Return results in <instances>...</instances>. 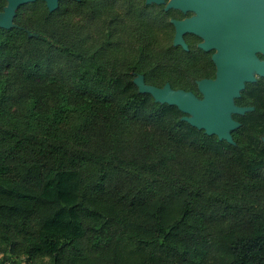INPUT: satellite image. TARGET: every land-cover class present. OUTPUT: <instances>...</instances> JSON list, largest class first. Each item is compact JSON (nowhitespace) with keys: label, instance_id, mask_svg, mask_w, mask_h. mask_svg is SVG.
<instances>
[{"label":"trees","instance_id":"trees-1","mask_svg":"<svg viewBox=\"0 0 264 264\" xmlns=\"http://www.w3.org/2000/svg\"><path fill=\"white\" fill-rule=\"evenodd\" d=\"M173 17L35 0L0 27V264H264V99L235 98L229 141L135 82L201 99L215 77Z\"/></svg>","mask_w":264,"mask_h":264},{"label":"water","instance_id":"water-1","mask_svg":"<svg viewBox=\"0 0 264 264\" xmlns=\"http://www.w3.org/2000/svg\"><path fill=\"white\" fill-rule=\"evenodd\" d=\"M32 1L35 0H7V6L4 11L0 12V27H12L18 8ZM47 1L51 11L59 6V0ZM153 1L163 2V0ZM251 1L174 0L171 2L170 8L183 7L185 11L196 9L199 12L197 18L172 20L176 28L174 44L187 47L184 39L186 32H193L202 36L204 41L200 47L205 50H210L216 41L221 49V52L214 55L218 67L217 78H205L198 82L200 92L205 94V97L201 99L191 91L173 89L169 83L163 87L148 84L143 75L135 79L140 91L151 93L157 101L162 103L177 105L179 109L188 114L184 118L192 125L205 129L208 134H217L220 138L232 141L231 130L241 125L232 117V112L244 113L252 109V107L236 105L235 98L241 95V90L245 87L244 81L252 79L249 63L256 62L257 58L253 53L256 44H252L251 39L246 41L245 35L236 33L232 37L230 36L231 7L250 4ZM212 19L217 24L214 25ZM239 19V15L232 16L233 21ZM247 23L251 30L254 20L249 19ZM231 38L237 42L234 40L231 45Z\"/></svg>","mask_w":264,"mask_h":264},{"label":"flooded vegetation","instance_id":"flooded-vegetation-1","mask_svg":"<svg viewBox=\"0 0 264 264\" xmlns=\"http://www.w3.org/2000/svg\"><path fill=\"white\" fill-rule=\"evenodd\" d=\"M45 2V4L48 6V1L47 0H42ZM64 1V0H59V4ZM174 0H163V4L165 10H173V12L176 14V17L171 18V20H186L189 18H197L199 17V12L196 9H190L185 11L183 7L180 8H170L169 4L173 2ZM145 3L151 2V3H158L157 1L153 0H144ZM19 9V8H18ZM18 11V10H17ZM239 15L240 19L233 21L232 16ZM252 19L254 20V23L252 24L251 30L249 29L247 20ZM212 23L215 25V21L212 19ZM223 26V25H221ZM229 32L231 33L230 36L232 37L235 33L236 34H241L242 36L245 35L246 41L251 39V43H255L256 47L253 50V53L256 56V62L252 61L249 63V71L252 76L251 80H245L244 81V89L242 91H246L249 87L250 92H246L245 95V100H259V99H264V92L262 88H259V86L264 87V2L262 0H252L250 4L246 3L244 5L238 6L236 5L235 7H231V19H230V26H229ZM175 33H176V28H175ZM249 36V38H248ZM196 40V44L198 47H200V44L204 41V38L200 36L199 34L193 33V32H186L184 34V39L186 43H189L192 41V39ZM235 39L231 38V45L233 44V41ZM235 42H237L235 40ZM253 49V47H250ZM211 53V58L213 60V63L216 67V75L212 79L217 78V72H218V67L217 63L214 60V55L216 53L221 52V49L219 48L217 42L215 41L212 44V48L208 50ZM230 55V52H228ZM252 86V87H251ZM262 91V92H258ZM238 105V104H236ZM242 107H252L251 105H238ZM249 111V110H247ZM245 111V112H247ZM244 112V113H245ZM235 119V118H234ZM236 120V119H235ZM238 121V120H236Z\"/></svg>","mask_w":264,"mask_h":264},{"label":"rangeland","instance_id":"rangeland-1","mask_svg":"<svg viewBox=\"0 0 264 264\" xmlns=\"http://www.w3.org/2000/svg\"><path fill=\"white\" fill-rule=\"evenodd\" d=\"M16 22H14V24H15ZM203 94V93H202ZM205 97V94H203V98ZM235 113H237V112H232V117H233V114H235ZM256 199H258V198H256ZM257 201H259V200H257ZM262 202H264V199H263V201ZM2 255H0V257H1ZM21 258H25V256H22ZM23 260H25V259H23ZM50 262H51V260H50V258H39V257H37V258H35V259H33L31 262H30V264H50ZM0 263H1V260H0ZM7 264H12V261H10V262H8ZM25 264H27V262L25 263Z\"/></svg>","mask_w":264,"mask_h":264}]
</instances>
